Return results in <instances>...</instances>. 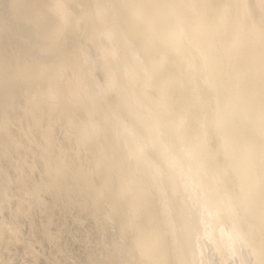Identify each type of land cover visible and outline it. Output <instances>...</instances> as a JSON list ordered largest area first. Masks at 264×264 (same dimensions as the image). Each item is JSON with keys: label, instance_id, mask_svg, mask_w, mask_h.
I'll use <instances>...</instances> for the list:
<instances>
[{"label": "snow or ice", "instance_id": "6c2138e0", "mask_svg": "<svg viewBox=\"0 0 264 264\" xmlns=\"http://www.w3.org/2000/svg\"><path fill=\"white\" fill-rule=\"evenodd\" d=\"M0 136L6 243L54 196L119 225L59 264H264V0H0Z\"/></svg>", "mask_w": 264, "mask_h": 264}, {"label": "bare ground", "instance_id": "6f19581e", "mask_svg": "<svg viewBox=\"0 0 264 264\" xmlns=\"http://www.w3.org/2000/svg\"><path fill=\"white\" fill-rule=\"evenodd\" d=\"M40 3L42 0H34ZM67 3H76L78 0H65ZM5 150L3 138L0 136V229L6 220L16 221V206L21 202L25 193L24 178L17 172L18 164L9 159L5 167ZM39 176V172H37ZM46 208L32 211L18 221V230L21 238H12L11 242H4L3 232L0 231V261L5 264H25L26 261H87L91 255L102 258V253L107 249L118 234L119 225L106 223L94 212L81 209L79 206H70L65 201H57L56 197L49 196ZM205 226L210 233H214L217 246L227 247L228 236L220 231L213 221L201 225V232ZM218 261L231 257H221L215 249L208 253ZM188 259L199 260L200 250L194 254L190 252Z\"/></svg>", "mask_w": 264, "mask_h": 264}]
</instances>
